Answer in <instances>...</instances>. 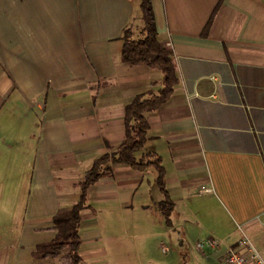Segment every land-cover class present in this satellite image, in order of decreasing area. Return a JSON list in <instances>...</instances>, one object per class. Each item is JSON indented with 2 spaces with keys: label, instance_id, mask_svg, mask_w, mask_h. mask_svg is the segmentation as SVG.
Here are the masks:
<instances>
[{
  "label": "crops",
  "instance_id": "crops-1",
  "mask_svg": "<svg viewBox=\"0 0 264 264\" xmlns=\"http://www.w3.org/2000/svg\"><path fill=\"white\" fill-rule=\"evenodd\" d=\"M151 1L178 82L147 113L135 156L160 157L173 209L164 215L154 166L111 164L81 212L82 264H171L164 246L179 228L196 255L179 264H224L242 233L264 258V0ZM139 3L0 0V264H63L33 251L55 238L53 217L78 200L93 160L124 140L125 107L161 87L160 70L122 61ZM10 98L31 110L13 133L2 128ZM126 217L128 236L153 241H117ZM209 237L219 247L198 250Z\"/></svg>",
  "mask_w": 264,
  "mask_h": 264
},
{
  "label": "trees",
  "instance_id": "trees-1",
  "mask_svg": "<svg viewBox=\"0 0 264 264\" xmlns=\"http://www.w3.org/2000/svg\"><path fill=\"white\" fill-rule=\"evenodd\" d=\"M139 8L143 25L136 39L133 37L132 26L124 29L122 34L124 40L121 53L122 61L130 65L145 64L160 70L163 75L161 87L157 91H148L137 95L125 107L124 140L115 152L105 153L93 160L91 167L76 186L80 190L78 200L70 208H61L55 214L53 223L57 232L56 236L52 241L36 246L33 251V257L36 259L58 257L62 254L63 264H82V258L79 255L81 212L88 207L89 188L98 179L111 172V164H126L137 170L154 166L158 171L156 183L164 191L166 197L160 203L164 215L168 217L173 209V202L164 188V168L161 165L160 157L154 153L145 154L140 159L135 156V153L144 147L147 140L146 135L149 128L147 113L158 109L165 103L172 95L178 82L172 49L158 39L152 1L140 0ZM211 19L208 21L205 30L209 28Z\"/></svg>",
  "mask_w": 264,
  "mask_h": 264
},
{
  "label": "rangeland",
  "instance_id": "rangeland-1",
  "mask_svg": "<svg viewBox=\"0 0 264 264\" xmlns=\"http://www.w3.org/2000/svg\"><path fill=\"white\" fill-rule=\"evenodd\" d=\"M140 26L143 25L142 21L139 22ZM11 103L10 106H8V112L7 115L8 117V122L4 124V126L2 127L4 131L9 132V133H13L15 132L18 128H14V124L13 122H18L22 116L23 113H29L31 110L29 109L28 105H18V106H14V102L12 98H10ZM32 113V112H31ZM29 171L26 172V179L29 178ZM130 220L128 217H126V219L122 220L120 223V234L117 235V241H121L122 244L124 246H135L136 243L141 244V242H152L154 237H138L137 239L132 238L131 236H128L127 232L131 233V224ZM180 230L174 232L172 234V239L173 242H168V244H166V246H164V248H166L167 251L171 252L172 254V258H171V264H179L180 262H178L177 257H181V259L183 258L185 261L188 258H191V256L196 258L195 255V250H194V245L193 243L189 242L188 240H186L185 238H183L180 235V231L181 228H179ZM119 232V230L117 231V233ZM117 244V243H116ZM180 260V259H179ZM136 264H138V261L136 260ZM192 264L193 260H192ZM218 264V263H217Z\"/></svg>",
  "mask_w": 264,
  "mask_h": 264
},
{
  "label": "built area",
  "instance_id": "built-area-1",
  "mask_svg": "<svg viewBox=\"0 0 264 264\" xmlns=\"http://www.w3.org/2000/svg\"><path fill=\"white\" fill-rule=\"evenodd\" d=\"M241 230V227H239ZM198 250L218 248L219 240L212 237L196 243ZM222 261L224 264H264V258L254 246L251 239L244 233L235 246H230L225 251Z\"/></svg>",
  "mask_w": 264,
  "mask_h": 264
}]
</instances>
